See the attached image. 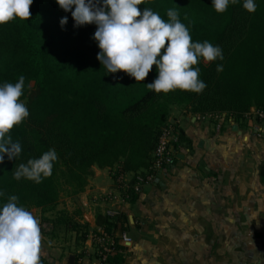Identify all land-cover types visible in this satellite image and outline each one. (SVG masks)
Masks as SVG:
<instances>
[{
    "label": "trees",
    "instance_id": "trees-1",
    "mask_svg": "<svg viewBox=\"0 0 264 264\" xmlns=\"http://www.w3.org/2000/svg\"><path fill=\"white\" fill-rule=\"evenodd\" d=\"M255 2L254 13L242 7L243 0L230 4L222 14L214 10L211 0H145L138 6L159 13L165 21L167 11L174 9L193 42L207 40L222 49L223 60L207 65L201 60L194 66L200 68V79L207 85L200 94L180 90L157 94L148 89L146 84L157 75L155 65L141 82L123 72L108 74L96 58L100 51L92 38L96 26H74L71 13L60 9L55 0H33L27 21L0 25V83H15L23 75L21 99L29 110V117L10 132L13 142L21 144V154L12 161L5 157L0 164L4 192L0 203L16 195L19 205L28 210H53L62 194L83 189L92 166L110 169L120 160L125 172L143 175L163 127L170 124L172 106L232 118L243 117L251 108L264 111V0ZM65 16L67 23L61 26ZM217 65L223 70L218 72ZM171 146L174 151L173 140ZM49 149L58 155L50 177L39 184L13 178L19 164ZM64 216L61 213L83 239L88 235L86 224ZM110 218H96L115 241L106 262L123 264L126 249L117 230L118 223L123 226L127 220ZM93 255L100 261L101 249Z\"/></svg>",
    "mask_w": 264,
    "mask_h": 264
},
{
    "label": "crops",
    "instance_id": "crops-1",
    "mask_svg": "<svg viewBox=\"0 0 264 264\" xmlns=\"http://www.w3.org/2000/svg\"><path fill=\"white\" fill-rule=\"evenodd\" d=\"M209 116L171 107L177 159L152 182L128 171L120 189L109 168L92 166L81 191L62 194L53 210L30 209L40 221L42 264H102L89 236L103 230L96 218L108 209L111 221L127 220L117 230L131 238L123 264H264V120ZM61 213L86 224L88 235Z\"/></svg>",
    "mask_w": 264,
    "mask_h": 264
},
{
    "label": "clouds",
    "instance_id": "clouds-1",
    "mask_svg": "<svg viewBox=\"0 0 264 264\" xmlns=\"http://www.w3.org/2000/svg\"><path fill=\"white\" fill-rule=\"evenodd\" d=\"M145 0H55L64 12H70L74 26L94 24L93 39L100 51L97 60L106 72H123L136 82L144 81L156 69V78L146 84L155 93L168 94L180 90L200 94L207 87L200 79L205 63L223 60L222 49L205 40L193 42L189 28L181 22L174 9L167 11L165 21L150 8L138 7ZM240 0H211L218 14L225 13L230 4ZM33 0H0V25L13 20L27 21L32 13ZM248 13L257 9L255 0H243ZM67 16L60 20L67 23ZM223 66L217 65V71ZM25 77L17 82L0 83V164L15 160L22 152L21 144L13 142L11 130L29 117V110L21 97ZM58 155L49 149L39 158L19 164L13 178L36 184L52 175ZM4 192L0 190V198ZM18 196L11 195L0 203V264H42V232L40 221L28 209L19 205Z\"/></svg>",
    "mask_w": 264,
    "mask_h": 264
},
{
    "label": "built area",
    "instance_id": "built-area-1",
    "mask_svg": "<svg viewBox=\"0 0 264 264\" xmlns=\"http://www.w3.org/2000/svg\"><path fill=\"white\" fill-rule=\"evenodd\" d=\"M255 115L257 118L264 120V111L262 110H253L250 113H246L244 116ZM210 116L218 117V114H210ZM172 128L170 125L163 127L162 132L158 138L155 149L152 153L149 167L144 171L143 175H139V179L142 182L149 183L152 182L156 173L160 171L163 167L170 165L174 162L175 153L171 147L172 139ZM108 174L120 189L127 186L126 185V172L122 166H114L108 170ZM114 199L111 193L105 198L106 201H112ZM105 214L109 217H113L116 213L113 209H108ZM47 226V225H46ZM92 240V245L95 249H101L100 261L102 264H109L106 262V256L109 254L114 245L115 241L110 236L107 235L103 230H97L92 232L89 236ZM119 243L125 245L131 243V238L125 231H121L118 235Z\"/></svg>",
    "mask_w": 264,
    "mask_h": 264
},
{
    "label": "rangeland",
    "instance_id": "rangeland-1",
    "mask_svg": "<svg viewBox=\"0 0 264 264\" xmlns=\"http://www.w3.org/2000/svg\"><path fill=\"white\" fill-rule=\"evenodd\" d=\"M203 63H204L205 65H207L209 62L205 63V62L203 61ZM33 85H34L33 82H30V83H29V86H30V87H33ZM253 109H254V108H253ZM254 110H255V109H254ZM252 116H253V115H252ZM209 117H210V116H209ZM253 117H256V116L254 115ZM258 119H259V118H258ZM260 120H261V119H260ZM108 176H110V175H108ZM66 191H67V190H66ZM68 191H69V190H68ZM99 193H100V192H99ZM98 195H99V194H97L96 197H98ZM99 199H101V197H99ZM98 203H101V202H98ZM46 228H47V226H46ZM89 240H90V242H92V241H91V240H92L91 238H89ZM92 248H94V246H92Z\"/></svg>",
    "mask_w": 264,
    "mask_h": 264
},
{
    "label": "water",
    "instance_id": "water-1",
    "mask_svg": "<svg viewBox=\"0 0 264 264\" xmlns=\"http://www.w3.org/2000/svg\"><path fill=\"white\" fill-rule=\"evenodd\" d=\"M254 109L253 108H251V111H253ZM233 128L235 129L236 128V125H234L233 126ZM70 259H72V257L70 258Z\"/></svg>",
    "mask_w": 264,
    "mask_h": 264
}]
</instances>
